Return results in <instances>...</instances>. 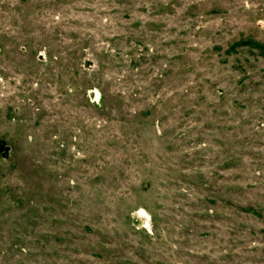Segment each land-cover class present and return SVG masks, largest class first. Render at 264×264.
Wrapping results in <instances>:
<instances>
[{"label": "rangeland", "instance_id": "rangeland-1", "mask_svg": "<svg viewBox=\"0 0 264 264\" xmlns=\"http://www.w3.org/2000/svg\"><path fill=\"white\" fill-rule=\"evenodd\" d=\"M0 264H264V0H0Z\"/></svg>", "mask_w": 264, "mask_h": 264}, {"label": "water", "instance_id": "water-1", "mask_svg": "<svg viewBox=\"0 0 264 264\" xmlns=\"http://www.w3.org/2000/svg\"><path fill=\"white\" fill-rule=\"evenodd\" d=\"M0 152H2L3 157L9 156L10 146L0 143Z\"/></svg>", "mask_w": 264, "mask_h": 264}]
</instances>
